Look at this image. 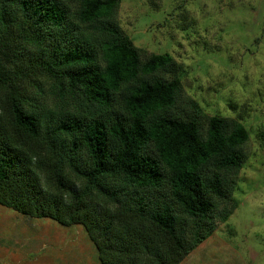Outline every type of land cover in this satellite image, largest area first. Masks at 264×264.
<instances>
[{"label": "trees", "instance_id": "1", "mask_svg": "<svg viewBox=\"0 0 264 264\" xmlns=\"http://www.w3.org/2000/svg\"><path fill=\"white\" fill-rule=\"evenodd\" d=\"M120 3L0 0V205L84 226L101 264H181L236 210L249 133L178 108Z\"/></svg>", "mask_w": 264, "mask_h": 264}, {"label": "rangeland", "instance_id": "2", "mask_svg": "<svg viewBox=\"0 0 264 264\" xmlns=\"http://www.w3.org/2000/svg\"><path fill=\"white\" fill-rule=\"evenodd\" d=\"M117 20L144 58L170 54L177 62L180 110L195 102L249 133L236 210L181 264H264V0H121ZM0 264L101 261L84 226L0 205Z\"/></svg>", "mask_w": 264, "mask_h": 264}]
</instances>
